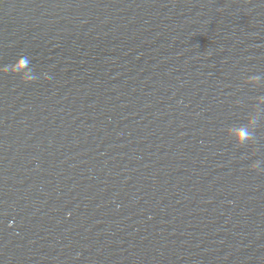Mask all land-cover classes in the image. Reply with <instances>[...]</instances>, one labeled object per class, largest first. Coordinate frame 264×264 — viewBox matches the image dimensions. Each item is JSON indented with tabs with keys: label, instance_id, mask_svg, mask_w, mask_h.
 Returning <instances> with one entry per match:
<instances>
[{
	"label": "water",
	"instance_id": "95a60500",
	"mask_svg": "<svg viewBox=\"0 0 264 264\" xmlns=\"http://www.w3.org/2000/svg\"><path fill=\"white\" fill-rule=\"evenodd\" d=\"M0 264H264V0H0Z\"/></svg>",
	"mask_w": 264,
	"mask_h": 264
}]
</instances>
